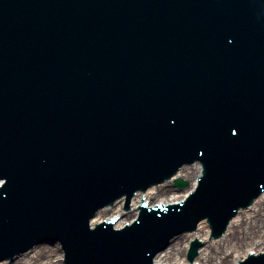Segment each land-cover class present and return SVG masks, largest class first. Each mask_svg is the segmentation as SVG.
Here are the masks:
<instances>
[{
    "label": "water",
    "instance_id": "95a60500",
    "mask_svg": "<svg viewBox=\"0 0 264 264\" xmlns=\"http://www.w3.org/2000/svg\"><path fill=\"white\" fill-rule=\"evenodd\" d=\"M197 159L198 192L168 216L89 228ZM200 171L92 225L179 202ZM0 180V260L46 238L68 264H152L167 245L153 264H189L192 239L195 264L264 251V194L217 241L203 221L169 243L205 216L220 235L264 189V0H0ZM0 264L64 263L39 245Z\"/></svg>",
    "mask_w": 264,
    "mask_h": 264
}]
</instances>
